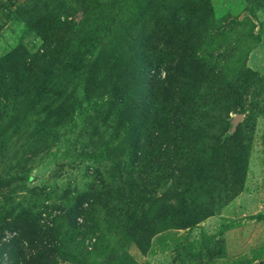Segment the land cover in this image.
<instances>
[{"label":"rangeland","instance_id":"obj_1","mask_svg":"<svg viewBox=\"0 0 264 264\" xmlns=\"http://www.w3.org/2000/svg\"><path fill=\"white\" fill-rule=\"evenodd\" d=\"M206 1L0 0V264H264V0Z\"/></svg>","mask_w":264,"mask_h":264},{"label":"trees","instance_id":"obj_2","mask_svg":"<svg viewBox=\"0 0 264 264\" xmlns=\"http://www.w3.org/2000/svg\"><path fill=\"white\" fill-rule=\"evenodd\" d=\"M206 2H208V5L210 7V1L207 0ZM172 11H173L172 14L169 15L168 23L170 25H176V22L178 21V19L176 18V10H172ZM196 11H197V9H192L191 13L196 14ZM190 25H192V23H188L186 26L189 27ZM175 28L178 31L181 30L180 26H175ZM96 61L94 62V68L98 69L99 63H97ZM134 61H139L137 59V55H136V59ZM147 66L152 67V65L150 63L147 64ZM142 67H143V65L141 63V64H139V66H136V67L133 66L132 67L133 73H131V71L129 69L124 70L122 73L124 75H131L132 74L131 77L133 78L135 72L140 71V69ZM31 68H32L31 66L26 67V70H30ZM149 70H151V68ZM9 71L11 72L10 74L13 73V71H11V70H9ZM168 71L169 72H168V75L166 77V82L168 84H171V81L172 82L175 81V73L170 74V70H168ZM245 71L247 73L246 74L244 73L245 77L244 76L243 77H244L245 84H248L251 81V79L256 75V72L254 70H252L251 68H249ZM14 73H15V70H14ZM176 73H179V72H176ZM147 74H148V70L146 67L144 72L141 74V76L139 78L147 80L148 76L150 75V74H148V75ZM128 81H129V77L127 78V83H128ZM242 93L243 92L240 90V95H238V97H237L239 105H242V103H241ZM241 113L243 114L242 109L239 111V114H241ZM241 121L238 123V125L236 126L235 129H233L234 124L230 122L228 128L223 132V135L221 137L217 138L216 142L214 144H212L211 151L209 152V155L207 158H204V157H200L198 159L195 158L194 163H193L194 166L191 169V171L188 172V173H191L189 176L192 177L194 175H197L199 177L214 178L215 175H219L221 177H226V175H225L226 167L222 168L220 166H224L227 161H232L233 163L237 164V168L236 169L234 168V169L238 172L237 177H239V179L242 180L243 176H241L242 174H239V173L240 172L243 173V168H246V161H245V163L242 162L244 160V155L242 153H240L239 151H236V150H233V152H229L228 154L226 152V149H227L226 146L233 144V143H230L229 140H232V142H234V144L236 145V148H237V145H239L238 138H239V132H240V127H241ZM230 154L232 155L231 158H229ZM191 181H192V184L193 183H199L198 178H195ZM185 182H187L186 179H185ZM199 191L202 192V190H198L197 193ZM100 239H101V236H100ZM123 262H124V260L118 259L117 264H121Z\"/></svg>","mask_w":264,"mask_h":264},{"label":"water","instance_id":"obj_3","mask_svg":"<svg viewBox=\"0 0 264 264\" xmlns=\"http://www.w3.org/2000/svg\"><path fill=\"white\" fill-rule=\"evenodd\" d=\"M242 118H243V114L241 113V114H238L237 116H236V118H235V120H234V126H233V129H235L236 128V126L238 125V123L242 120Z\"/></svg>","mask_w":264,"mask_h":264}]
</instances>
